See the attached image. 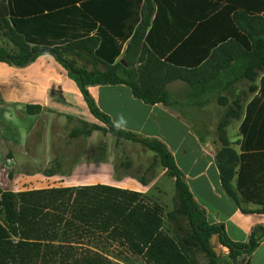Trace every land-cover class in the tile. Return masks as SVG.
<instances>
[{
    "label": "trees",
    "instance_id": "16d2710c",
    "mask_svg": "<svg viewBox=\"0 0 264 264\" xmlns=\"http://www.w3.org/2000/svg\"><path fill=\"white\" fill-rule=\"evenodd\" d=\"M243 4V8L229 6L218 11V6L206 0H129L127 36L119 35L126 27L122 29L118 22L115 29L116 23L108 15L98 20L104 29H88L85 35H71L61 43L47 45L32 37L51 32L57 36L67 29H28L30 20L16 17L4 5L0 33L14 50L0 47V62L26 67L39 56L52 55L76 82L92 115L106 126L81 122L69 136L88 139L99 131L104 137L114 136L117 144L123 140L141 144L155 156L143 175L135 178L148 185L155 178L156 168L162 167L175 180V195L172 210L167 212L141 193L103 185L21 193L0 189V264H122L98 250L78 249L85 240L101 238L145 264H249V257L264 240V227H254L248 242L237 243L228 237L223 225L208 224L206 211L194 199L167 145L114 125L88 90L98 85H125L145 104L174 107L177 102L167 86L183 81L202 90L207 69L220 72V78L207 79L213 78L217 88L225 78H230L226 89L242 80L255 82L264 72V0H246ZM196 26L221 33L209 60L217 52L232 49L233 65L213 67L208 60L193 68L177 64L178 53L195 39L188 30ZM230 27L235 35L228 36ZM177 29H183L182 33ZM237 32L244 37L236 36ZM176 46L181 48L176 50ZM70 58L83 60L91 69L77 66ZM194 75L201 89L193 84ZM238 110L239 103L235 102L218 121L216 141L220 147L215 162L221 185L236 205L241 208V201L252 203L259 206L256 213L264 214V154H238L227 135L231 121L239 117ZM40 111L39 107H27L30 114ZM106 154L107 144L101 140L93 159L102 162ZM214 235L216 246L211 242ZM219 246L228 249V254L221 251L217 256L214 248Z\"/></svg>",
    "mask_w": 264,
    "mask_h": 264
},
{
    "label": "crops",
    "instance_id": "0c3cea01",
    "mask_svg": "<svg viewBox=\"0 0 264 264\" xmlns=\"http://www.w3.org/2000/svg\"><path fill=\"white\" fill-rule=\"evenodd\" d=\"M206 1L218 6L220 11L229 6L243 8L246 0ZM3 2L0 0V16L6 4L16 17L30 20L28 29H67L57 36L52 32L42 37L32 35L42 45L61 43L71 35H85L88 29H104L99 21L107 19L108 15L110 21L116 23L115 29L118 22L122 29L126 27L119 35L124 37L129 33V0ZM196 28L188 30V35H195V39L178 53L177 64L193 68L208 60L213 67L233 65L232 49L217 52L209 60L221 33L208 27ZM232 28L227 30L228 36L235 35ZM237 34L244 37L242 33ZM0 42L4 48L14 50L13 44L1 33ZM216 69L205 71L207 79L220 78ZM207 79L202 90H195L183 81L169 84L168 91L177 102L174 107L145 104L125 85H98L88 90L114 125L165 143L194 199L206 211L208 224L223 225L232 241L246 243L254 227H264V214L255 212L259 206L244 201L241 208L249 212L242 211L224 191L215 162L220 147L216 141V126L229 106L238 102L239 117L227 128L232 147L240 155L264 154V72L253 83L242 80L228 89L225 84L230 78L223 79L224 84L219 88L213 78ZM193 84L201 89L195 75ZM28 106L39 107L41 111L30 114ZM81 122L106 127L92 115L78 85L52 55L39 56L26 67L0 62V189L21 193L103 185L147 195L157 182L156 173L148 185H143L135 177L142 176L149 167L141 175L131 174L127 172L131 168L127 162L125 172H118L116 138L110 134L104 137L99 131L88 139L71 138L69 134L81 127ZM101 140L107 144V154L104 161L97 163L93 158ZM44 171L53 174L49 176ZM170 179L174 184V197L175 180ZM248 260L249 264H264V240Z\"/></svg>",
    "mask_w": 264,
    "mask_h": 264
},
{
    "label": "rangeland",
    "instance_id": "374dc122",
    "mask_svg": "<svg viewBox=\"0 0 264 264\" xmlns=\"http://www.w3.org/2000/svg\"><path fill=\"white\" fill-rule=\"evenodd\" d=\"M0 46H3L1 42ZM70 60L79 67H88L87 65H85V62L78 58H70ZM88 68L91 69L90 66ZM101 69L103 68L101 67ZM115 152L118 159V172H125V166L128 162L131 164V168L127 172L131 174H135L138 172V174L140 175L147 167L151 165L155 155V153L143 148L141 144L130 140H123L119 144H117L115 146ZM164 171L165 170L162 167L156 168L155 173L157 182L151 189V191L145 196L147 197V199L163 206L164 209L168 212L172 210L173 207L172 194H174V184L170 179L171 177H169L167 172ZM78 247H80L78 248L79 250H98L112 261H121L122 264H145V262L140 258L132 257L127 251L120 248L115 243L106 241L104 238L95 241L85 240L84 244ZM219 248L221 251H223L222 247L219 246Z\"/></svg>",
    "mask_w": 264,
    "mask_h": 264
},
{
    "label": "water",
    "instance_id": "95a60500",
    "mask_svg": "<svg viewBox=\"0 0 264 264\" xmlns=\"http://www.w3.org/2000/svg\"><path fill=\"white\" fill-rule=\"evenodd\" d=\"M212 245L213 246H216V244H217V236L216 235H214L213 237H212ZM214 251H215V253L217 254V256H220L221 255V250H220V248L219 247H215L214 248Z\"/></svg>",
    "mask_w": 264,
    "mask_h": 264
},
{
    "label": "built area",
    "instance_id": "2783aa9c",
    "mask_svg": "<svg viewBox=\"0 0 264 264\" xmlns=\"http://www.w3.org/2000/svg\"><path fill=\"white\" fill-rule=\"evenodd\" d=\"M220 247H222V250H223V252H224L225 254H228V249H226V248L223 247V246H220Z\"/></svg>",
    "mask_w": 264,
    "mask_h": 264
}]
</instances>
